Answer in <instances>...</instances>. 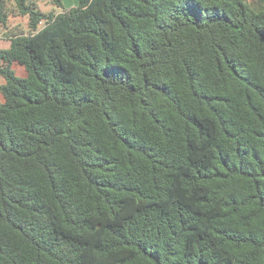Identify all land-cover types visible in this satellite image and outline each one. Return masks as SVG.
<instances>
[{
    "label": "trees",
    "instance_id": "trees-1",
    "mask_svg": "<svg viewBox=\"0 0 264 264\" xmlns=\"http://www.w3.org/2000/svg\"><path fill=\"white\" fill-rule=\"evenodd\" d=\"M50 1L0 0V264H264V0Z\"/></svg>",
    "mask_w": 264,
    "mask_h": 264
},
{
    "label": "rangeland",
    "instance_id": "rangeland-1",
    "mask_svg": "<svg viewBox=\"0 0 264 264\" xmlns=\"http://www.w3.org/2000/svg\"><path fill=\"white\" fill-rule=\"evenodd\" d=\"M36 2V5L38 7V9L42 12H49V11H59L58 8H55L52 4H51V1L50 0H34ZM249 1V4L251 7L255 8V5L256 4H260L261 2L259 0H248ZM63 4H64V7L65 8H71L72 6H74L76 3H77V0H62ZM253 2H256L253 4ZM8 23L10 24V26L12 28H14V26L17 27V29H2L0 27V37L2 38H6V34H11V31L12 32H16V33H19V32H24V33H27V26H26V23H27V19L26 17L23 18V17H16V18H10L8 20ZM44 25V23H39L38 27L41 28L42 26Z\"/></svg>",
    "mask_w": 264,
    "mask_h": 264
},
{
    "label": "crops",
    "instance_id": "crops-1",
    "mask_svg": "<svg viewBox=\"0 0 264 264\" xmlns=\"http://www.w3.org/2000/svg\"><path fill=\"white\" fill-rule=\"evenodd\" d=\"M10 44L9 39L0 37V48H8ZM5 80L0 76V85L4 84Z\"/></svg>",
    "mask_w": 264,
    "mask_h": 264
}]
</instances>
